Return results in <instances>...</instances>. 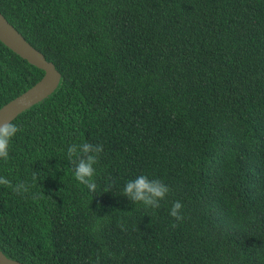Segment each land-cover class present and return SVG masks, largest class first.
<instances>
[{"label": "trees", "instance_id": "obj_1", "mask_svg": "<svg viewBox=\"0 0 264 264\" xmlns=\"http://www.w3.org/2000/svg\"><path fill=\"white\" fill-rule=\"evenodd\" d=\"M0 11L62 76L12 122L0 160V176L31 185H0L8 258L264 264V0H0ZM44 74L0 41V109ZM82 142L103 148L95 192L67 157ZM141 174L170 189L157 209L123 195Z\"/></svg>", "mask_w": 264, "mask_h": 264}, {"label": "clouds", "instance_id": "obj_2", "mask_svg": "<svg viewBox=\"0 0 264 264\" xmlns=\"http://www.w3.org/2000/svg\"><path fill=\"white\" fill-rule=\"evenodd\" d=\"M19 131L20 129L12 122L0 124V160L7 162L9 159L10 142ZM102 151V145L89 142L74 143L67 149L68 160L74 165V178L91 192H95L97 189V184L94 180L96 174L95 165L98 163L99 155ZM38 178L39 174L34 171L32 174L33 183ZM0 185L11 188L17 195L28 193L31 187L27 182H18L13 185L4 176H0ZM169 191V187L161 180L150 179L147 175L141 174L126 182L123 188V195L134 202L135 205L142 204L147 210L159 208L160 201L165 199ZM32 198L37 199L38 194H33ZM183 207L180 201H175L171 206L169 215L177 222H182L184 219ZM119 227L124 230L123 220L119 221ZM172 227H177V224L173 223ZM96 230L94 227L93 231ZM97 264H99V258L97 259Z\"/></svg>", "mask_w": 264, "mask_h": 264}, {"label": "water", "instance_id": "obj_3", "mask_svg": "<svg viewBox=\"0 0 264 264\" xmlns=\"http://www.w3.org/2000/svg\"><path fill=\"white\" fill-rule=\"evenodd\" d=\"M0 41L29 64L45 72L31 89L0 109V124L13 122L19 115L43 102L59 88L62 76L54 63L33 47L0 11ZM0 264H23L8 258L0 249Z\"/></svg>", "mask_w": 264, "mask_h": 264}]
</instances>
